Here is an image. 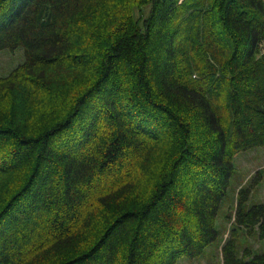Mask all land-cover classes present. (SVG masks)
Wrapping results in <instances>:
<instances>
[{
	"label": "trees",
	"instance_id": "16d2710c",
	"mask_svg": "<svg viewBox=\"0 0 264 264\" xmlns=\"http://www.w3.org/2000/svg\"><path fill=\"white\" fill-rule=\"evenodd\" d=\"M20 47L0 77V264L202 255L234 156L264 147V0H0V50ZM250 192L233 224L264 239ZM238 229L223 264H264Z\"/></svg>",
	"mask_w": 264,
	"mask_h": 264
},
{
	"label": "rangeland",
	"instance_id": "374dc122",
	"mask_svg": "<svg viewBox=\"0 0 264 264\" xmlns=\"http://www.w3.org/2000/svg\"><path fill=\"white\" fill-rule=\"evenodd\" d=\"M24 61L22 47L15 51L0 50V77L8 76ZM233 165L234 171L230 178V185L217 217L216 228L219 233L217 240L211 243L199 257L184 256L176 264H223L222 246L227 239L231 238L232 231L235 228L238 229L237 225L233 224L238 190L241 187L251 188L245 203L247 210L254 205L264 203V147L239 152L233 158ZM234 235L238 256H243L245 249H250L253 255L264 254V239L260 238L258 228L238 229Z\"/></svg>",
	"mask_w": 264,
	"mask_h": 264
}]
</instances>
